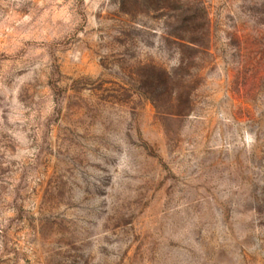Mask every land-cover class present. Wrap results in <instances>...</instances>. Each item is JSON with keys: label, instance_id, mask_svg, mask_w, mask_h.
<instances>
[{"label": "rangeland", "instance_id": "1", "mask_svg": "<svg viewBox=\"0 0 264 264\" xmlns=\"http://www.w3.org/2000/svg\"><path fill=\"white\" fill-rule=\"evenodd\" d=\"M0 264H264V0H0Z\"/></svg>", "mask_w": 264, "mask_h": 264}]
</instances>
